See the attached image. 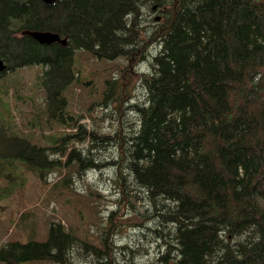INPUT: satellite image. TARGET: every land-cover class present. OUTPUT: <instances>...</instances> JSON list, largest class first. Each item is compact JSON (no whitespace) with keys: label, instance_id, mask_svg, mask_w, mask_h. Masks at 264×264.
Returning <instances> with one entry per match:
<instances>
[{"label":"trees","instance_id":"trees-1","mask_svg":"<svg viewBox=\"0 0 264 264\" xmlns=\"http://www.w3.org/2000/svg\"><path fill=\"white\" fill-rule=\"evenodd\" d=\"M149 6L162 9L159 32L152 26L161 44L134 81L135 66L146 58L144 52L137 57L133 30L140 11ZM24 30L56 33L66 46L40 45L21 37ZM78 51L99 61L127 62L118 75L102 80L100 105L112 123L103 134L87 132L65 105L66 90L80 76ZM0 60L6 64L0 79L7 75L14 81L20 72L34 70L45 111L67 131H56L39 145H22L32 129L21 127V120L17 125L12 109L0 106V198L7 187L19 185L14 161L42 180L59 164L63 189L74 173L124 163L129 177L121 168L116 177L144 193L146 209L153 207L151 217L168 227L172 240L160 262L264 264V0H0ZM110 78L125 83L116 85ZM115 90L122 101L113 100ZM3 97L11 103L13 92L0 84ZM129 115L135 118L125 124ZM123 137L127 146L120 160L92 159ZM86 139L105 143L91 144L88 155L75 148ZM58 153L62 161L51 158ZM117 218V211L105 218L109 232ZM101 245L103 252L52 223L43 241L1 246L0 260L71 264L76 253L99 264L105 258L111 262L106 237ZM123 246L115 247L130 252Z\"/></svg>","mask_w":264,"mask_h":264},{"label":"rangeland","instance_id":"rangeland-1","mask_svg":"<svg viewBox=\"0 0 264 264\" xmlns=\"http://www.w3.org/2000/svg\"><path fill=\"white\" fill-rule=\"evenodd\" d=\"M189 1L184 0V3ZM166 9L163 10L166 11ZM161 10L149 6L141 10L137 16L135 25L137 29L133 30L139 48L137 57L141 52H144V58H146L160 47L161 40H156L153 37L152 26L156 25L154 31L159 32L160 26L164 23ZM128 37L129 35H123L124 39ZM147 38L152 41L148 42ZM75 55V64L76 68L80 70V76L66 90L65 105L75 116H80L79 124L85 126L87 132L97 129L103 134L111 128L112 123L107 116L108 110L100 105L102 80L111 73L118 75V71L127 66V62L122 58L109 62L99 61L88 52L78 51ZM144 61L143 64L135 66L134 81L142 73H145L147 67L153 62L150 58L148 60L146 58ZM19 74L20 76L15 77L14 81L7 75L0 79V84L13 92L11 103L3 97L0 98V106L12 109L17 125L21 120V127L27 126L32 129L31 133L23 140L22 145H39L46 136H56V131L67 132L56 121L54 114L51 115L45 111L46 103L42 100L45 93L34 77V70L22 71ZM85 80L91 81L85 83L83 82ZM108 81L116 85L125 83V80L115 81L112 78ZM127 81L134 83L133 80ZM135 91L138 94L136 88ZM112 98L122 101L118 90L112 93ZM118 109V107L113 108L114 111ZM60 118V123L65 125L66 122L62 120V117ZM133 118H135L133 115H129L125 124ZM114 132L115 130L110 131L107 136L112 138ZM101 143H105V140L96 143L86 139L83 143L75 144V148L76 150L86 149L89 155L88 150L91 144L99 145ZM126 146L127 137H123L117 144L108 146L107 150L92 159L103 164L106 161L120 160L125 153ZM85 153H81L78 157L80 159L85 157ZM92 153H97V149H93ZM51 158L58 161L63 160L59 153ZM88 158L90 156L86 159ZM14 163L17 165L15 171L19 185L14 188L7 187V194L0 198V247L14 241L21 243H26L29 240L43 241L53 223L60 225L65 231L72 233L90 246L101 247V252L104 250L101 242L106 237L112 251V261L109 262L105 258L101 260L102 264L170 263L171 258L167 260V263L159 261L166 253L167 242L170 243L172 240L167 233L168 227L159 219L155 220L154 217H151L153 207L150 206L146 209L149 202L144 193L140 192L133 183L127 185L126 179L123 181L116 177V172L120 168L122 174L126 178L129 177L128 170L124 169V163L109 167L108 170L104 169L82 176H77L74 173L66 179V189H63L60 184L64 173L60 170L59 164L49 170L42 180V178H37L38 174L32 169L26 168L18 161H14ZM113 179H118V182L115 183ZM0 190H3L1 182ZM111 211H117L118 218L114 229L109 232L105 218ZM134 212L138 213L137 216L133 214ZM124 213L127 215L125 216ZM140 223H142L141 227L133 226ZM121 244L125 245L123 247L130 248V252L123 251L120 249L121 247H115ZM0 264L57 263L47 260L23 261L17 259L10 262L0 260ZM71 264L99 263L91 255L80 256L75 253Z\"/></svg>","mask_w":264,"mask_h":264},{"label":"water","instance_id":"water-1","mask_svg":"<svg viewBox=\"0 0 264 264\" xmlns=\"http://www.w3.org/2000/svg\"><path fill=\"white\" fill-rule=\"evenodd\" d=\"M42 1H44L45 3H51L53 0H42ZM20 36L21 37L28 36L41 45L59 44L63 47L66 46V39L65 38L61 39L58 34L52 32L24 30L21 31ZM4 69H5V64L0 60V72H2Z\"/></svg>","mask_w":264,"mask_h":264}]
</instances>
